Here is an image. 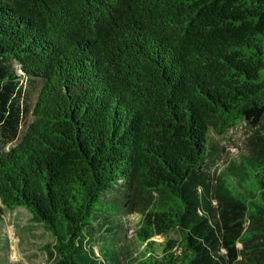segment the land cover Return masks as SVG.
I'll return each instance as SVG.
<instances>
[{
  "label": "trees",
  "instance_id": "obj_1",
  "mask_svg": "<svg viewBox=\"0 0 264 264\" xmlns=\"http://www.w3.org/2000/svg\"><path fill=\"white\" fill-rule=\"evenodd\" d=\"M263 119L264 0H0V233L25 208L55 264H264Z\"/></svg>",
  "mask_w": 264,
  "mask_h": 264
},
{
  "label": "rangeland",
  "instance_id": "obj_2",
  "mask_svg": "<svg viewBox=\"0 0 264 264\" xmlns=\"http://www.w3.org/2000/svg\"><path fill=\"white\" fill-rule=\"evenodd\" d=\"M264 127V119L262 121ZM250 129L249 125L242 124L225 133L222 137H216V141L223 148L221 161L218 163L220 171L224 170L230 161L240 162L243 154L250 152V145L256 143L260 137ZM15 142L0 143V153L11 150ZM0 206L2 204L0 202ZM30 213L25 208L16 210L3 209V223L1 225L0 240L5 243V250L0 253V262L5 256L8 264H55L57 260L54 248V237L46 231L42 224L32 222ZM131 224L127 236L129 243L135 249L134 257L143 250V245L136 242L134 230L139 222V216L130 214L128 219ZM157 241L164 239L157 237ZM241 248L240 245H238ZM99 254L98 248L95 249ZM122 264H128L123 260Z\"/></svg>",
  "mask_w": 264,
  "mask_h": 264
}]
</instances>
